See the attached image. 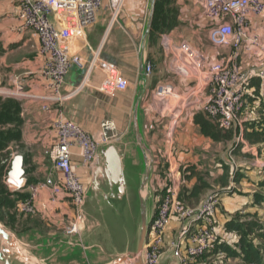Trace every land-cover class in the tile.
Here are the masks:
<instances>
[{"label":"crops","instance_id":"obj_1","mask_svg":"<svg viewBox=\"0 0 264 264\" xmlns=\"http://www.w3.org/2000/svg\"><path fill=\"white\" fill-rule=\"evenodd\" d=\"M103 9L104 7L99 11L96 23L86 30L85 41L73 48L82 58L83 67L75 65L71 68L62 90L64 102L54 105L44 99L50 93L39 75L43 59L39 54L37 36L30 30L20 32L14 3L12 0H0V84H5L6 88L3 90L14 91L16 81L20 80L27 94L25 98L19 99L22 101V116L25 121L23 141L28 169L25 177L21 176L22 183L18 182L16 185L21 188L19 192L22 194H30V186H36L49 178L60 177L52 162L45 156V151L56 142L53 124L58 109L68 120L90 134H96L100 124L109 116V110L114 112L116 108L103 104L94 93L100 87L105 91V80L112 78L110 82L113 84V95L119 93L115 90L117 79L123 80L127 87L123 91V98L121 96L124 103L119 108L120 112L125 114L131 108L134 110L127 103L130 97L134 103L142 90L141 53L138 45L140 39L141 43L144 41L150 13L147 18L146 15L142 18L126 0L123 11L118 16L120 22L115 25L118 17L112 18L114 23L106 33H101L106 23ZM193 11L191 14L187 10L194 17L193 21L200 27L203 25L204 28H209L211 22L205 19L207 25L200 18L203 14L198 16L195 8ZM247 32L249 37L258 40L259 46L247 45L243 49L241 66L250 78L246 87L247 104L235 128L222 131L229 132L231 139L205 136L192 119L187 121L185 130H181L180 126L185 121L177 120L173 133L167 135L165 130H158L152 135L165 149L160 153L164 152L163 156L171 160L164 175L169 173L171 178L176 179L179 200L183 201L187 195L188 201L184 202L189 204L190 201L189 205L197 206L208 195H214L218 199L213 227L220 236L222 248L205 256L208 258L206 261L201 262L203 258H200L193 261V264H255L251 263L252 258H260L264 263V142L250 144L244 136L247 132L260 131L264 123V80L257 76L258 70L264 65V13L249 15ZM45 106H48V110H44ZM112 120L116 122L117 129L124 130L126 127L122 138L115 140L119 142L115 145V152L121 159L126 174V162L135 159L127 145L130 140L127 141L125 137L131 122L116 119L115 114L112 115ZM107 150L108 147L102 148L96 161L90 165L84 164L79 149L74 150V170L91 194L86 206L89 224L85 231L79 236L65 233L74 218L71 201L66 196L55 197L50 189H42L32 202L34 214L22 212L21 200L11 196L10 201L15 208L9 213L4 212L3 226L14 236L16 247L11 248L0 239V264H7L5 259L9 256L12 257L10 264H109L115 257L130 251L133 233L128 234L127 242L122 247L116 246L113 241L117 228H111L110 216L115 222H121L123 226L119 229L125 232V236L124 224L127 218H132V212L127 193L120 195L116 183L112 182L115 168L112 165L107 168L108 156L111 155ZM157 168L158 166L155 174ZM187 168L191 170L186 175L182 171ZM98 170L101 173L98 174ZM158 177L159 175H155L151 187L155 193L164 186V181ZM199 179L208 183L211 189L203 193L198 201L190 200L189 194L199 183ZM27 181H30L28 187L25 185ZM96 183L98 186L94 188ZM96 189L97 193L94 194ZM154 215L152 213V217ZM231 224L240 228V233L245 235L244 244L241 242L242 236L229 229ZM182 231L183 223L177 220L169 223L161 249L160 264H178L181 250L186 245L193 244L194 228L185 238L181 237ZM250 245L256 250L255 254L245 253L244 250Z\"/></svg>","mask_w":264,"mask_h":264},{"label":"built area","instance_id":"obj_2","mask_svg":"<svg viewBox=\"0 0 264 264\" xmlns=\"http://www.w3.org/2000/svg\"><path fill=\"white\" fill-rule=\"evenodd\" d=\"M125 1L13 0L17 7L19 31L30 30L39 41V54L43 59L39 75L50 93L44 98L47 102L55 105L64 102L62 90L71 68L75 65L83 67L82 58L73 51V48L85 41V32L96 23L99 11L106 5L113 17L117 18L122 12ZM193 3L211 22L208 33L209 42L212 46L220 48L222 53L220 59L209 66L208 73L202 78L204 86L195 90L194 95L198 94L199 100H202V96L204 97L201 101V112L222 130L230 131L235 128L247 104L246 87L250 78L241 66L243 49L247 45L259 46L258 40L248 35V18L250 14L264 13V0H193ZM185 50L188 51L191 62L198 69L202 61L206 63V60H200L193 51L188 48ZM145 71L149 77L153 72L152 66L146 64ZM257 76L264 80V65L258 70ZM16 83V90H14L16 92H9L8 96L25 98L27 94L24 86L20 80ZM117 86L120 90H124L126 83L117 79ZM156 95L157 102L162 105L175 99L174 89L169 85L159 86ZM189 100H193V97L190 96ZM44 110H48V106H45ZM57 111L53 124L56 142L46 151V155L60 177L49 178L36 186H30L31 196L20 201V209L24 213L34 214L35 208L32 202L42 189H50L55 197L66 196L71 201L74 218L67 226L65 233L69 236L80 235L85 228L81 211L85 205L88 190L74 170V150H80L84 164L94 163L98 148L115 141L110 133L116 131V125L113 121L105 120L100 124L99 132L93 135L75 122L68 120L59 109ZM19 158L23 168V160L20 156ZM167 163L170 165V161ZM158 178L160 179L161 176L159 175ZM10 179L9 172L8 184L13 190L21 192V188L14 186ZM162 180L164 186L154 198L156 212L149 229L145 264L160 263L165 231L172 220L183 223L182 238L188 237L191 229L194 228V242L181 250L178 264H193V261L216 252L221 245L220 236L213 227L218 210V199L214 195H208L197 206L186 205L179 200L176 179L166 173Z\"/></svg>","mask_w":264,"mask_h":264},{"label":"rangeland","instance_id":"obj_3","mask_svg":"<svg viewBox=\"0 0 264 264\" xmlns=\"http://www.w3.org/2000/svg\"><path fill=\"white\" fill-rule=\"evenodd\" d=\"M140 1L141 0L139 1L127 0V3L130 2V5H132V7L135 10H137V12H139L142 18H145V15L147 18V14H149L151 11V2L150 0H143L142 3ZM175 2H176V7L179 10L178 20L180 26L178 27V29L166 36H160L158 38L156 37L155 39L152 40H150L147 37L146 41L144 40L142 43L140 39V44L138 45L139 52L142 53V51H144L145 63L150 64L153 68L152 74L149 77H147V86L140 100V107H141L140 121L143 127V140H144L142 147L150 150V153L148 154V161L149 163L151 162L152 165L150 187H152V183L155 180V175H160L161 180L162 178H164L165 176L164 173L169 169V164L167 163V161H171L168 159L167 156H163L164 152L160 153L161 151H165V149H163L161 143L158 140H154V137L152 136L153 133L158 130L159 131L165 130V133L167 135L173 133V130L176 129L175 124L177 120L185 121L184 125L182 123L180 125L181 130H185L187 121L189 119H192L193 121L201 122L202 124H205L207 122H212L203 112H201L200 107L202 105L201 102L202 100H199L197 98L198 94L194 95V92L200 86H204V82H202L203 81L202 78L204 77L205 74L208 73L209 71L208 69L210 68L209 66L212 63L218 61L222 56L221 50L219 48L213 47L208 41L207 35L209 28L208 27L204 28L203 25L202 27H200L197 24V22L193 21L194 17L187 13L188 10L192 14L194 12L193 9L195 8L197 10L195 12L198 13V16H201L202 10L198 6L194 5L193 0H175ZM14 6L15 8H17L15 3ZM103 11H104L106 23L101 33H104L105 31L107 32L108 27L114 23L112 20V18L114 17L111 11L108 9V7H106V5L104 6ZM200 18L203 19L204 22H206L205 21L206 18L203 15ZM200 18L198 20H200ZM118 21L120 22V17H118L117 21L114 24L116 25ZM185 48H188L190 51H193L195 54H197L200 60H206V63L204 64V62L202 61V64L200 65L199 69L195 67L193 65V62H191L190 60L188 51H186ZM94 50H96V48ZM208 51L211 52L209 53ZM0 52H1V45H0ZM95 55L97 57L98 53L96 52ZM111 80L113 79L108 78L107 80H105L106 82L105 91L103 90L102 87H100V89L95 91L94 94H96L97 97L100 98L103 104L106 103L110 107L115 106L116 108V111H114L115 113L112 111V109L109 110V116H107L105 120L113 121L112 115L115 114L116 119H120V120L126 119V123L131 122V125L126 132L125 137L127 138V141L130 140L127 143V145L128 148L131 149L132 154H134L136 160L135 162L137 164L136 166H130L129 162L128 161L126 162L125 177L128 183L129 191L131 192L130 199L133 203L131 208L132 218L131 219L127 218L124 224V228L126 229V235L124 236L123 234H125V232L123 233V231L119 229L120 227L123 226L121 222H115L116 220H114V218L110 216V218H112L110 223L112 229L117 228L116 234L113 235V241L114 244L118 247H122L123 244L127 242L129 233H133L130 250L132 251V253H134L136 251L137 242L140 233V212L137 201V192L139 188L140 179L143 177L144 174V161L142 159L141 152L139 151L141 150L140 146L137 144L134 134L133 110L131 108V110L126 111L125 114H123V112H120L119 110L120 106L124 103L121 100V96L123 94V91H125L127 87H125L124 90H120L116 83L115 90L119 91V93L113 95L111 93L113 92L112 91L113 84L110 82ZM162 85L171 86L174 89V94H175V99L166 102V104L164 105L157 102V95H156L157 88ZM3 88H6L4 83L0 84V96L4 98L10 97L8 96L9 92H16L13 90H5V89L3 90ZM190 96L193 97V100L188 101V98ZM137 101H138V96L135 98L134 103L132 102L131 97L130 99L128 98V103H127L128 107L129 108L134 107ZM164 120H169L170 122L164 123L166 122ZM113 122L116 125V122L115 121ZM166 124H168V127ZM125 128L123 129L125 130ZM124 130H119L117 129L116 126V131L110 133V135H113L114 136L113 139L117 140L118 137L122 138ZM222 134H228V133L224 132ZM177 137H179V135ZM165 145L167 146V143ZM46 151H45V156L48 157L46 155ZM19 156H22L21 152L14 153L10 158L11 159L10 162L12 163L13 160ZM156 166H158L157 174H155ZM162 166L163 169H161ZM10 170H11V166L7 173V179ZM22 171L24 172L23 169ZM187 173L189 172L187 171ZM6 182L8 184L7 180ZM8 186L11 189L9 184ZM147 189L148 192L151 193V197H152L148 201L149 211L151 210L152 211L151 214L152 213L154 214L156 212L154 197L157 195V193L151 190V188L150 189L147 188ZM89 196H91V194H89L88 192L87 197ZM150 225H151V221H150ZM150 225H149V229H150ZM148 245L149 242L147 237L146 249ZM204 257L201 260V262L202 261L204 262L206 261V259H208L207 257L205 258Z\"/></svg>","mask_w":264,"mask_h":264},{"label":"trees","instance_id":"obj_4","mask_svg":"<svg viewBox=\"0 0 264 264\" xmlns=\"http://www.w3.org/2000/svg\"><path fill=\"white\" fill-rule=\"evenodd\" d=\"M179 10L176 7L175 0H155L154 10H153V17H152V24H151V31L149 35V39H155L156 37L166 36L176 30L179 24ZM23 114V107L22 101L7 97L4 98L0 96V221L4 224V212L7 211L9 213L10 210L15 208V205L10 201L11 196L17 197L19 200H26L30 197L28 193H17L13 192L6 180H7V173L11 166L10 158L14 153H20V156L23 160V170L24 174L28 173V169H26L27 165V155L25 154V144L23 141V128H24V118ZM197 125H199L201 132L207 136L214 139L219 137L225 138L226 140L231 139V134H222V130L216 124L215 127L212 125V122H207L202 124L201 122L195 121ZM218 130V131H217ZM222 130V131H221ZM245 139L250 144H257L264 142V123L261 127L260 131H253L251 133H245ZM11 163V164H10ZM191 168L185 169V173L187 175V171L189 172ZM193 174V173H192ZM27 187L30 186V181H27ZM211 189L210 185L204 182L202 179H199V183L195 186L193 191L190 192L189 198L190 200L198 201L201 195ZM11 190V191H10ZM182 195V194H181ZM185 201H188L187 195H185ZM184 200H180L181 202L185 203ZM186 204V203H185ZM190 204V201H189ZM186 204V205H189ZM191 206V205H189ZM17 209V208H16ZM234 224H231L230 230H234L235 232L239 233L241 237V242L244 244L246 242V238L244 234H241V229L236 228ZM222 246L220 245L218 249H221ZM218 251V250H217ZM216 251V252H217ZM246 254H255L256 250L250 245L245 250ZM251 263L255 264H264L262 263L261 259H251Z\"/></svg>","mask_w":264,"mask_h":264},{"label":"water","instance_id":"obj_5","mask_svg":"<svg viewBox=\"0 0 264 264\" xmlns=\"http://www.w3.org/2000/svg\"><path fill=\"white\" fill-rule=\"evenodd\" d=\"M150 2H151V11L149 14L148 26H147V29H146V32L144 35L145 41H146L147 37L149 38L150 31H151V24H152V17H153L155 0H150ZM140 68H141V73H142V90L138 96V101L136 102V104L134 106V110H133L134 134H135L137 144L140 146L141 150H139V151L141 152L142 159L144 161V174H143V177L140 179L139 188H138V192H137V201H138L139 212H140V233H139L136 251L134 253H132V251L130 250L126 254H121V255L115 257L109 264H145L146 253H147L146 240H147V237L149 234L148 229H149L150 221L152 222V218H153L152 214H151L152 211L151 210L149 211V207H148V201L152 197H151V193H149L148 189H147V188H149V189L151 188L150 187V178H151L152 165H151V162L149 163V161H148V154L150 153V150L142 147L144 140H143L141 121H140V111H141L140 110L141 109L140 100H141V98L144 94V90L146 89V86H147V75H146V71H145L146 63H145L144 51H142V53H141ZM17 99L19 100L20 98H17ZM116 144H119V142L115 141V142H112V143H109L106 145H102L98 148V152L102 148L108 147L107 152H111L113 154L112 157H111V155L108 156L107 168L109 169L111 167V165H112V167L115 168V174L113 176L114 179L112 182L116 183V188H117V191L120 195L127 193V200H128L130 210H131L132 204H133L131 199H130L131 192L129 191V188H128V183H127V180H126V177L124 174L122 162L120 161L121 159L119 158V156L115 152V145ZM98 152H97V156H98ZM135 161H136L135 159H132L131 161L128 160L130 166H136ZM113 162H115V164ZM99 173H101V170H98V174ZM107 173L109 174V171H107ZM94 186H96L94 188H97V186H98L97 183L94 184ZM151 190H152V188H151ZM90 197L91 196H89V198ZM87 201H88V197L86 198L85 205L83 206L82 211H81L82 215L84 217V223H85V228L83 231H85V229L87 228V226L89 224L88 214H87V210H86ZM0 239L2 241L6 242L7 245H9V247H11V248L16 247V240H15L14 236L9 231H7L5 229V227L3 226L1 221H0ZM11 259H12V257H10V256L7 258V260L5 259L6 263L10 264Z\"/></svg>","mask_w":264,"mask_h":264},{"label":"bare ground","instance_id":"obj_6","mask_svg":"<svg viewBox=\"0 0 264 264\" xmlns=\"http://www.w3.org/2000/svg\"><path fill=\"white\" fill-rule=\"evenodd\" d=\"M113 154L111 153V157ZM115 164V162H113ZM115 166V165H114ZM22 168H21V159L19 157H16V159L13 162V166L10 170V180L11 183L15 186L19 183H22Z\"/></svg>","mask_w":264,"mask_h":264}]
</instances>
